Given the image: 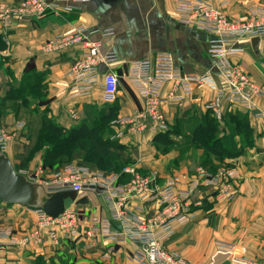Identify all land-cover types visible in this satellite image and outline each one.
Listing matches in <instances>:
<instances>
[{
  "label": "crops",
  "instance_id": "1",
  "mask_svg": "<svg viewBox=\"0 0 264 264\" xmlns=\"http://www.w3.org/2000/svg\"><path fill=\"white\" fill-rule=\"evenodd\" d=\"M21 1L23 0H0L11 7L18 6ZM177 2L178 0H87L79 2L73 11L65 10L69 4L62 2L57 9L49 10L43 17L13 20L7 28L0 25V37L4 43L0 49V102L9 85L21 83L24 75L32 70V73L44 77V91L50 101L49 113L65 129L75 127L76 120L72 113L76 112L79 118L82 117L84 106L89 107L90 113L105 108L104 90L100 83L90 95L70 96V86L73 85L72 68L84 53L83 46L74 45L52 53L43 50L44 44L55 36L81 27L113 29L114 33L111 35L103 38L102 35L95 34L92 39L101 41L102 53L110 51L118 57L119 61L114 66H100L99 80L107 70L120 76L119 94L114 105L120 119L143 108V100L127 79L131 62L153 60L158 54L165 53L172 57L174 65L181 68L187 76L203 77L214 73L215 60L208 51L212 37L195 27L180 23ZM212 3L224 15L233 19L243 15L249 5L264 4V0H231L225 7H221L219 0H212ZM263 57L264 40H260L257 47L251 43L246 51L230 56L229 61L264 89V70L261 65ZM173 89L174 84L168 82L162 87L161 95L166 96ZM175 91L176 94L181 93L179 90ZM216 97L217 91L214 89L196 86L193 94L184 101L167 102L164 112L168 130L164 133L169 132V136L174 137L175 131L196 130L208 121L217 124L218 128L239 132L236 126L248 122L253 144L231 166L241 174L236 183L238 194L231 201H221L215 198L211 188L203 187V204L197 209L194 219L185 224H176L164 246L193 264H230L228 258L218 252L219 242L236 246V255L264 260V96L254 98L256 107L253 111L224 99L219 107L220 116L206 109V105ZM19 122L22 121L0 115L1 126L9 132L15 131L14 127ZM23 123L26 124V121ZM21 132L22 130L17 132L7 152L11 161L15 154V140ZM145 133L152 137L164 134L149 131ZM171 141H175V138ZM175 157L173 152L167 158L161 156L154 161L144 158L143 167L136 168L142 174L156 172L164 182L178 174L193 176L198 167H204L210 172L223 167L218 160L211 166L199 165L193 169H183L179 165L181 172L172 174L173 168H177L173 164ZM36 181L49 183L52 180ZM89 197L96 203L95 208L91 210L83 206L82 211L93 214L91 219L97 215L111 220L103 201L93 194H87L86 199ZM132 206L136 211L143 208L137 213L146 217L151 216L157 208L156 204L141 202H133ZM36 220L35 210L0 202V228H11L22 233L32 227ZM89 222L85 225L81 238L62 240L57 247L46 243L28 249L0 248V264H31L37 261L36 257L47 258L53 250L66 251L64 249L71 246L75 249L71 247L68 252L75 255V264H138L132 259V255L138 250L137 244L130 240L105 243L102 237H89L86 234ZM114 226L119 229L117 224Z\"/></svg>",
  "mask_w": 264,
  "mask_h": 264
},
{
  "label": "built area",
  "instance_id": "2",
  "mask_svg": "<svg viewBox=\"0 0 264 264\" xmlns=\"http://www.w3.org/2000/svg\"><path fill=\"white\" fill-rule=\"evenodd\" d=\"M84 1L87 0H23L16 7L0 2V25L7 28L13 20L43 17L49 10L57 9L62 2L69 4L65 10L73 11L79 2ZM219 1L221 7H225L231 0ZM177 14L180 23L212 37L208 51L215 60L216 71L203 77L187 76L165 53L158 54L153 60L131 62L127 79L143 100V108L115 122L127 127L131 133L166 132L165 105L169 101H184L193 94L196 86L217 91L215 100L206 105L207 110L217 115L224 99L253 111L256 107L254 98L264 96V89L229 61L230 56L246 51L254 39L264 40V4H251L243 15L231 19L214 6L212 0H178ZM113 33V29L81 27L55 36L44 44L43 50L47 53L74 45L85 48L72 68L71 97L90 95L100 83L104 90V103L116 102L120 76L107 70L100 81L99 68L101 65L108 68L114 66L119 61L118 57L110 51L102 53L101 41L92 39L95 34L104 38ZM261 65L264 70V57ZM168 82L174 84V89L163 96L162 87ZM175 90L181 93L176 94ZM72 117L79 119L76 112L72 113ZM24 128V123H18L15 131L9 132L0 123V151L7 154L17 132ZM240 176L235 167H221L215 172L198 167L193 176L178 174L163 182L158 173L142 174L134 166L126 167L119 173L101 174L77 164H68L51 182L43 184L50 193L75 192L77 197L74 204L58 217L35 210V224L22 233L11 228H0V248L28 249L46 243L58 246L62 240L81 238L85 226L75 204L85 199L87 194H93L103 201L111 220L96 215L89 222L87 236L102 237L105 243L134 242L138 250L132 259L138 264H193L167 250L165 241L173 234L176 224H185L194 219L197 209L203 204V187L211 188L218 200L231 201L238 194L236 183ZM133 202L153 203L157 208L151 216L146 217L137 213L143 208L136 211ZM116 223L119 229L114 226ZM217 249L228 258L230 264H264V260L236 255V246L232 244L219 242Z\"/></svg>",
  "mask_w": 264,
  "mask_h": 264
},
{
  "label": "rangeland",
  "instance_id": "3",
  "mask_svg": "<svg viewBox=\"0 0 264 264\" xmlns=\"http://www.w3.org/2000/svg\"><path fill=\"white\" fill-rule=\"evenodd\" d=\"M17 84L11 83L9 85V88H14L15 86H17ZM29 99L31 102L29 103L30 107L25 108L24 106H22L19 109V112H17V114L19 115L16 116L12 108H10L8 113L5 115L6 117L14 121H22L19 123H23V121H26L25 128L22 130L19 137L15 140V154L14 156H12L13 164L19 173L24 174L31 179L50 181L53 180L54 176L64 167V165L71 163L84 166L94 172L107 174L105 171L100 170L95 165L84 164L83 156L77 154H75L71 159L61 158L56 160V162L49 160V158L45 155L47 154V148L51 146V143H47L45 134L39 131L38 126L31 125L28 120L29 117H31V119L33 118V116H31L29 113L31 110H33V108L37 113V116H41L43 113L47 112V109L46 106L35 107L37 103L32 102L31 96H29ZM14 104L15 103H12V105ZM106 106L110 108L114 107L108 104H106ZM89 110L90 109L88 106H86V108L84 106V114L82 115V117L76 120L75 126L81 125L82 123H86L87 125L92 126V124H95L97 120V122L100 121V117L103 115V112H101L102 110L99 109L100 111H95L93 113H90ZM34 116L36 115L34 114ZM49 116L51 117L52 113H49ZM51 120L63 127V125L60 124V122H58L55 118L51 117ZM119 120L120 118L118 116H109L105 122L111 127L112 133L111 135H104L105 140H110L112 144L111 147L114 150L113 152H117V163L119 166L118 170L129 166L141 168L143 167L142 163L144 158H150L151 161H154L156 159H160L161 156L167 158L168 155H171L173 152L176 156L173 164H175L178 169L173 168L172 174L181 172V168H179V165H182L183 169H193L199 165L211 166L213 162H216L217 160L214 156L210 154L208 155L205 152L204 148L200 147L199 144L193 143V134L195 132L194 129H189L186 132L175 131V133L173 134L174 137L169 136V132L159 134L157 135V137H152L146 136L147 134L145 132H129L127 127H124L119 123H115ZM66 129L68 130V128ZM214 136H221L224 137V139H227V144L229 145L228 148H230L233 152L234 150H237L238 152L241 151V155L246 152V150L253 142L252 132L247 131L246 129H242L239 130V132H236L230 130L227 131L225 128H219ZM174 138L177 143L175 141H171V139ZM118 146L120 147V150H116ZM241 155H239L238 157H234L233 159H225L224 162L221 163L222 166H233ZM89 198H85L77 202L76 209L79 214V218L84 226L88 224L93 214H88L87 211H82V207L87 206L92 210L95 208L94 206L96 204L91 201V197ZM51 246L57 247L55 245ZM71 247L75 249L74 246ZM71 247L65 248L64 250L66 251L58 249L53 250L47 258L40 256L36 257L37 261H34V263L31 262V264H75V255L68 252Z\"/></svg>",
  "mask_w": 264,
  "mask_h": 264
},
{
  "label": "trees",
  "instance_id": "4",
  "mask_svg": "<svg viewBox=\"0 0 264 264\" xmlns=\"http://www.w3.org/2000/svg\"><path fill=\"white\" fill-rule=\"evenodd\" d=\"M3 46L4 43L0 37V49H2ZM31 71L32 70L28 71L24 75V79L21 83L5 91L0 102V115H6L10 108L13 109L16 116L19 115L17 112H19L22 106L25 108L30 107L29 103L31 102L29 96H31L32 102L37 103L35 107L46 106L47 109V112L43 113L41 116H37L33 108V110L29 112L33 118L31 119V117H29L28 120L31 125L38 126L39 131L45 134L46 142L51 143L45 155L49 160L56 162V160L61 158L71 159L77 154L83 156L84 164L95 165L107 174L121 172L124 168L118 170L117 152H113L114 150L111 147L112 144L110 140L104 139L105 134L111 135L112 133L111 127L105 121L109 116L117 117V110L114 106L115 103L114 105L108 104L114 107L110 108L106 106L101 111L103 115L100 117V121L97 122V120L92 126L82 123L81 125L67 130L51 120L49 116L50 101L47 100L44 91L46 87L43 84L44 77L37 73L34 74ZM12 103L15 104L12 105ZM34 114L36 116H34ZM236 129H238V131L242 129L251 131L248 122H242V126H236ZM218 130L217 124H214L212 121L206 122L195 130L193 134V143L199 144L208 155L214 156L221 163H223L225 159H233L241 155V151L238 152L234 150L233 152L228 148L227 139L221 136H214ZM116 150H120V147L118 146ZM227 167H231V165H227Z\"/></svg>",
  "mask_w": 264,
  "mask_h": 264
},
{
  "label": "water",
  "instance_id": "5",
  "mask_svg": "<svg viewBox=\"0 0 264 264\" xmlns=\"http://www.w3.org/2000/svg\"><path fill=\"white\" fill-rule=\"evenodd\" d=\"M252 44L257 47L260 39H254ZM76 197L75 192H48L45 184L19 173L8 155L0 151V202L42 210L58 217L74 204Z\"/></svg>",
  "mask_w": 264,
  "mask_h": 264
}]
</instances>
